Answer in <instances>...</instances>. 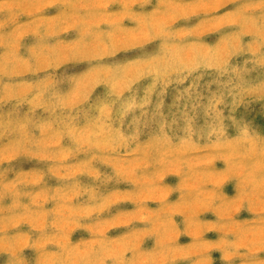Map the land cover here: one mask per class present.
I'll list each match as a JSON object with an SVG mask.
<instances>
[{"label": "rangeland", "instance_id": "1", "mask_svg": "<svg viewBox=\"0 0 264 264\" xmlns=\"http://www.w3.org/2000/svg\"><path fill=\"white\" fill-rule=\"evenodd\" d=\"M0 264H264V0H0Z\"/></svg>", "mask_w": 264, "mask_h": 264}]
</instances>
